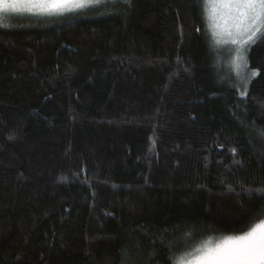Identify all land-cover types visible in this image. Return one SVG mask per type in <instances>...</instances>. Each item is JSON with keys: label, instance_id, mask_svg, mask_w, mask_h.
<instances>
[{"label": "trees", "instance_id": "obj_1", "mask_svg": "<svg viewBox=\"0 0 264 264\" xmlns=\"http://www.w3.org/2000/svg\"><path fill=\"white\" fill-rule=\"evenodd\" d=\"M204 10L0 25V264H178L264 220V34L237 74Z\"/></svg>", "mask_w": 264, "mask_h": 264}, {"label": "snow or ice", "instance_id": "obj_2", "mask_svg": "<svg viewBox=\"0 0 264 264\" xmlns=\"http://www.w3.org/2000/svg\"><path fill=\"white\" fill-rule=\"evenodd\" d=\"M103 3L104 0H0V14L63 15ZM205 4L211 5L213 27L221 29L233 44L240 45L236 50L238 58L247 66L244 46L254 43L258 33L264 34V0H205ZM180 260L181 264H264V220L240 235L225 236L215 243L206 240L186 249Z\"/></svg>", "mask_w": 264, "mask_h": 264}, {"label": "rangeland", "instance_id": "obj_3", "mask_svg": "<svg viewBox=\"0 0 264 264\" xmlns=\"http://www.w3.org/2000/svg\"><path fill=\"white\" fill-rule=\"evenodd\" d=\"M115 1H126V0H104V3H112ZM91 8V6L89 7ZM77 9L75 12H66L63 15H40V14H34V13H29V12H23V13H3L0 14V16H3V19L0 20V25H12V24H16L18 22H22L23 20L27 19V17H34V18H55V17H63V16H69L71 14H78V15H82V14H86L88 12V9ZM204 16H205V22L208 28V31L211 35V37L213 38L214 42L219 46H236V47H240L239 44H233L231 42V38L229 36H227L225 33H223L221 31V29L219 28H214L213 27V21L211 19V5L210 4H205V10H204ZM221 24L224 23V21H220ZM260 35V33H258V36ZM255 38V40L257 39ZM219 41V42H217ZM251 44V43H250ZM249 44H246L245 46H247ZM235 50H237V48H235ZM243 61L240 60L238 58V54H235L234 57L231 60V66L232 69L234 70L235 73H239L241 72V68L243 67ZM230 236H236V235H230ZM225 237V236H223ZM222 238V237H220ZM217 239H213L211 240L213 243H215ZM187 259V258H186ZM178 264H181V260L179 261Z\"/></svg>", "mask_w": 264, "mask_h": 264}]
</instances>
